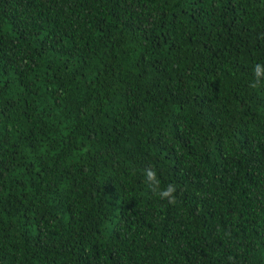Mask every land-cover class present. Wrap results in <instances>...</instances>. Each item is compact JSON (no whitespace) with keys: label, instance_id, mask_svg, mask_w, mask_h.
Wrapping results in <instances>:
<instances>
[{"label":"trees","instance_id":"obj_1","mask_svg":"<svg viewBox=\"0 0 264 264\" xmlns=\"http://www.w3.org/2000/svg\"><path fill=\"white\" fill-rule=\"evenodd\" d=\"M0 264H264V0H0Z\"/></svg>","mask_w":264,"mask_h":264},{"label":"clouds","instance_id":"obj_2","mask_svg":"<svg viewBox=\"0 0 264 264\" xmlns=\"http://www.w3.org/2000/svg\"><path fill=\"white\" fill-rule=\"evenodd\" d=\"M255 75L257 77L261 75L260 65H256ZM257 86L258 85L255 82L250 85V87H253V88ZM145 174H146V180L148 182H153V183L158 184V181L156 179V171L154 169H145ZM175 191H176L175 186L172 184H169L165 189L161 190L158 193V195H160L161 198H167L169 203L174 204L176 202L175 197L173 195Z\"/></svg>","mask_w":264,"mask_h":264}]
</instances>
